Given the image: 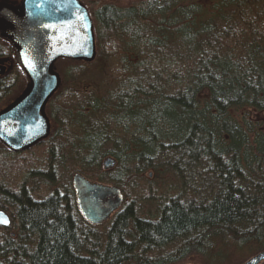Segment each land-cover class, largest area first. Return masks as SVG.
<instances>
[{
  "label": "trees",
  "instance_id": "trees-1",
  "mask_svg": "<svg viewBox=\"0 0 264 264\" xmlns=\"http://www.w3.org/2000/svg\"><path fill=\"white\" fill-rule=\"evenodd\" d=\"M82 1L97 53L57 61L61 84L46 106L56 126L30 148L43 147L46 171H26L13 189V162L29 150L0 142V208L12 218L0 233V264H172L201 245L205 255L263 250L264 0ZM6 56L13 48L0 39ZM92 68L101 76L109 68L110 81L83 83ZM25 80L14 60L0 76V106ZM109 156L111 173L102 168ZM149 170L182 189L156 219L126 203L103 240L78 212L70 176L140 193ZM36 178L68 184L70 197L37 198L26 183Z\"/></svg>",
  "mask_w": 264,
  "mask_h": 264
},
{
  "label": "water",
  "instance_id": "water-1",
  "mask_svg": "<svg viewBox=\"0 0 264 264\" xmlns=\"http://www.w3.org/2000/svg\"><path fill=\"white\" fill-rule=\"evenodd\" d=\"M0 37L12 43L17 61L29 80L24 92L0 111V142L12 151L22 152L51 134L46 106L61 84L56 62L95 59V26L82 0H22L17 5L2 2ZM26 60L31 66L26 65ZM11 67L0 60V76L8 74ZM116 163L109 156L103 161V167L111 169ZM72 185L82 218L95 226L107 221L125 202L119 186L92 182L82 173L73 176ZM11 224V216L0 210V227L9 228ZM263 261L264 249L240 264Z\"/></svg>",
  "mask_w": 264,
  "mask_h": 264
},
{
  "label": "rangeland",
  "instance_id": "rangeland-1",
  "mask_svg": "<svg viewBox=\"0 0 264 264\" xmlns=\"http://www.w3.org/2000/svg\"><path fill=\"white\" fill-rule=\"evenodd\" d=\"M1 2H7V3H10L12 5H17V4H20L22 2V0H1ZM126 2L127 1H125L123 3H126ZM6 58H7V60L12 61L13 56H6ZM6 58H3L1 60H4ZM13 62H11L10 66L13 64ZM60 64H61L60 61L55 64V70L56 71H58V68L61 67ZM95 70H96V68H92L85 73L88 75H84L82 77L83 83L87 84V81H91L93 84H95L98 81V78L101 79L100 82H102V80H105V82L110 81V79L106 78L107 76L110 77L109 68H107V71L105 72V74H108L106 76H101L100 73H99L100 74V76H99L98 71H95ZM28 85H29V80L27 78V80H25L23 88H21V89H20V87L18 88L19 91L16 92L17 94L15 95L14 98H12L10 100V103L12 101H14L16 98H18L24 92V90L27 88ZM8 105H9V102L1 105L0 111L2 109L6 108ZM46 114L49 116L47 111H46ZM259 119L264 120V114L260 115ZM50 123H51L52 130H53L55 128L56 124L51 119V117H50ZM32 148H33V146H32ZM27 150H29V152L22 155V158L15 160L16 162H13V165L15 164V166H13L12 170L10 171L13 173V176H10L11 179L9 178V180H8V182L11 183V184L9 183L10 186H12V183H14L13 184L14 186H12L13 189L18 188V186H19V184H17L18 182L25 183V182H23V179H24L23 175L26 171H28L30 169H38V168H40V170L43 169V167L41 166L42 165L41 163H43V161H44L43 147H37V148L31 149V150L29 148ZM106 158H104L102 160L103 170L106 172H109V173L114 172L117 165L111 169H104L103 161ZM44 170L45 169H43V171ZM43 171H41V172H43ZM58 173H60L59 175H64L63 179H65L67 182L69 172L65 173L64 170L59 169ZM77 173H81V172H74L70 176V185L69 186L72 189H73L72 178ZM66 174H67V178H66ZM88 179L91 180L92 182L103 183L106 185H114V184L108 183V182H99V181L93 180L91 178H88ZM138 182H139L138 187L141 190L140 193H138L137 190L134 189L133 187L128 192H126L122 187H120L125 194V202L121 208H123V206L126 203L133 202L135 204L136 208L139 210V213L141 214V216L146 217V218H150V219H156L159 216V214H160V212H159L160 211V203L165 202L167 199H171L172 197L176 196L179 193L178 191L182 189V185H181L178 178H176V177H174L168 173H166L164 175H160L159 177H157V174L151 170L147 171L144 174V178H143L142 182L139 180H138ZM26 183L28 184V187L30 189H32V192L36 194L37 198H39V197L45 198V197L51 195L52 193H54L55 191H57L62 197L66 196V195H68L70 197V193L68 190V187H69L68 184H66V185L65 184H61V185L57 184L58 186H56V184L55 185L54 184L49 185L48 182H46L45 180L40 179V178L28 180V181H26ZM16 184H17V186H15ZM162 199H164V200H162ZM121 208H120V210H121ZM0 210L6 211L11 216V214L7 210H5L3 208H0ZM109 226H110V223L105 222L104 224H102L98 227H95L97 230V234L101 237H105V231H107ZM4 229H8V228L0 227V233L3 232ZM103 240H104V238H103ZM174 248L175 247H173L172 249L171 248L165 249L164 254L174 252L175 251ZM215 250L218 251V249H216V248H215ZM216 251H214V250L210 251L205 255L206 246L205 245L198 246V248L196 249V252H192V254L187 256L186 258H188V259H186L184 262L193 261V262H196L199 264H240L242 262H245L250 257H252L253 255L256 254V253L247 251V249L241 250V251L232 250L231 252L227 251V250H223L224 254H217ZM261 264H264V261Z\"/></svg>",
  "mask_w": 264,
  "mask_h": 264
},
{
  "label": "flooded vegetation",
  "instance_id": "flooded-vegetation-1",
  "mask_svg": "<svg viewBox=\"0 0 264 264\" xmlns=\"http://www.w3.org/2000/svg\"><path fill=\"white\" fill-rule=\"evenodd\" d=\"M0 3H2L1 2V0H0ZM0 39H2V40H4V41H6L7 43H9L10 44V46L13 48V54H14V57L12 58V61L11 60H7V58L6 59H4V61H6V63L7 64H11V62H13L14 60H16L17 61V57H16V51H15V48H14V46L12 45V43L9 41V40H7V39H5V38H3V37H0ZM3 59V58H2ZM18 62V61H17ZM73 191H74V189H73ZM74 199H75V192H74ZM75 203H76V200H75ZM76 207H77V204H76ZM122 209V208H121ZM77 210H78V208H77ZM120 210V209H119ZM118 210V211H119ZM117 211V212H118ZM78 212H79V210H78ZM117 212H115L107 221H105V222H107V223H111L112 222V220L114 219V217H115V215H116V213ZM80 213V212H79ZM81 215V214H80ZM82 217V216H81ZM84 220V219H83ZM87 224H89V225H91V226H94V227H98V226H100V225H98V226H95V225H92V224H90L89 222H87L86 220H84ZM104 222V223H105ZM104 223H102V224H104ZM101 224V225H102ZM104 238V240H106V236L105 237H103ZM214 244V243H213ZM173 247H171V249H172ZM166 249H170V248H166ZM174 249H176V248H174ZM179 249V248H178ZM162 252H164V251H162ZM161 252V253H162ZM222 254V253H221ZM186 259H188V258H185V259H181L180 261H178V262H175V263H172V264H199V263H196V262H193V261H189V262H184Z\"/></svg>",
  "mask_w": 264,
  "mask_h": 264
},
{
  "label": "snow or ice",
  "instance_id": "snow-or-ice-1",
  "mask_svg": "<svg viewBox=\"0 0 264 264\" xmlns=\"http://www.w3.org/2000/svg\"><path fill=\"white\" fill-rule=\"evenodd\" d=\"M81 19H82V17H81ZM26 65L31 66L30 64H28V61L27 60H26ZM3 222L4 223H7V220H4Z\"/></svg>",
  "mask_w": 264,
  "mask_h": 264
}]
</instances>
